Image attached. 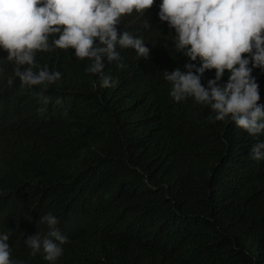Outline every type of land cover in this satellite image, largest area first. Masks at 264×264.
<instances>
[{
  "label": "trees",
  "instance_id": "1",
  "mask_svg": "<svg viewBox=\"0 0 264 264\" xmlns=\"http://www.w3.org/2000/svg\"><path fill=\"white\" fill-rule=\"evenodd\" d=\"M160 3L122 18L120 31L150 53L118 47L127 67L105 59L112 87L72 49L36 54L62 73L56 83L23 85L0 49V233L14 259L50 264L25 240L48 235L39 220L51 212L68 237L55 264H264V160L250 156L264 133L210 122L209 106L170 96L165 70L189 60ZM253 75L264 105V69ZM214 78L206 70L202 83Z\"/></svg>",
  "mask_w": 264,
  "mask_h": 264
},
{
  "label": "clouds",
  "instance_id": "2",
  "mask_svg": "<svg viewBox=\"0 0 264 264\" xmlns=\"http://www.w3.org/2000/svg\"><path fill=\"white\" fill-rule=\"evenodd\" d=\"M155 4L156 0H0V49L15 62L14 75L23 85L46 90L56 83L62 73L40 67L36 54L72 49L78 59L91 61L86 72L99 74L101 87H112V77L104 75L105 59L116 61L120 69L127 67L118 47L132 48L140 57L150 53L142 38L120 31L122 18L134 12L144 15ZM158 16L175 33L176 49L189 60L186 71L165 70L170 96L176 102L191 97L209 106L215 113L210 122L228 119L252 136L264 133V105L253 75L254 68L264 69V0H161ZM213 69L215 78L205 87L202 77ZM226 71L227 82L218 83ZM40 98L48 102L43 93ZM250 156L264 160V141L252 145ZM39 222L47 223L48 235L41 238L37 233L25 243L31 256L39 253L55 264L68 237L56 227L59 221L51 212ZM9 240L7 233H0V264H24L13 258Z\"/></svg>",
  "mask_w": 264,
  "mask_h": 264
}]
</instances>
